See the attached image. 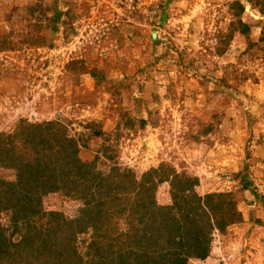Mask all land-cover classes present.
<instances>
[{"label": "rangeland", "instance_id": "374dc122", "mask_svg": "<svg viewBox=\"0 0 264 264\" xmlns=\"http://www.w3.org/2000/svg\"><path fill=\"white\" fill-rule=\"evenodd\" d=\"M35 152L67 174L17 229ZM173 217L207 227L180 255ZM2 235L0 264H264V0H0Z\"/></svg>", "mask_w": 264, "mask_h": 264}, {"label": "trees", "instance_id": "16d2710c", "mask_svg": "<svg viewBox=\"0 0 264 264\" xmlns=\"http://www.w3.org/2000/svg\"><path fill=\"white\" fill-rule=\"evenodd\" d=\"M244 32L249 33L250 27L247 25H244ZM35 132H38V133L41 132L43 144H48L49 146H51V144L53 143V139H55L54 137H52V134H50L49 132H46V130H42L40 126L36 127ZM33 143L34 142L32 140L31 141L27 140V145L29 146V151L30 150L34 151L35 146ZM41 151H38L39 154ZM12 153L14 156H12L11 158L14 160L16 158V153H14V152H12ZM41 153H42V157H45V159H48V157L45 154H48L49 152L42 151ZM60 153H62V152H60ZM35 154H36V152H35ZM38 156H39V161L37 163H32V164H31V162L25 163V166L31 167L33 164H37V168L43 167V169H46L45 173H38L37 170L35 173H30V172H22L21 173L20 172L21 173L20 174L21 179L19 180L20 185L26 186L23 188L31 187L32 191H35V192L32 195H30L29 197H27L26 199L25 198L22 199V200H24V202L22 204V207L20 208V211H18L16 214H14V216L18 218V221L15 225V227L17 229L19 228V225H26V224L29 225L30 222L27 223V222H24L23 220L26 219L27 217L31 216L30 211H35L38 204H39V195H37L36 192L40 191L41 189H44L43 187H46V185L48 187L49 186L52 187V185L55 186L56 184H59L61 178H64L65 175L67 174L66 173L67 169H62V171H58L57 168L44 166L43 164L40 163L42 161V159H41L42 157L40 155H37V157ZM11 158H10V154H8L7 163H9L10 161H13V160H11ZM20 164L22 165L23 163H20ZM9 165H10V163H9ZM70 165H73V164H70ZM45 167H47V168H45ZM54 170L58 173V175H54ZM68 174L70 175V173H68ZM72 175H73L72 177H74V174H72ZM83 180H85L83 172H77L76 177L72 180V185L75 186V188L78 184H79V186H83L82 184H85ZM11 187L15 188V184H12ZM19 203H20V201H19ZM153 205H155V206L153 207ZM138 206H139V208H143V209H151V208L154 209V208L160 207L155 200H150L146 203L139 202ZM164 209L165 208L160 207L159 210H160V212L162 211L165 215L166 213H165ZM152 211H155V210H152ZM160 212H158V213H160ZM197 217H199V214H196L195 218H197ZM20 220L23 222L19 223ZM192 221H193V224L190 225V222H192ZM192 221L187 220L186 222H180L179 219L174 218V217H173V220H166L165 221V227L172 233V236L174 237L173 238L174 240L173 239L172 240H173V242H175L174 244L179 248L178 254L176 253V251H174L173 254L180 255L181 254L180 249L187 247L188 244L192 241V240H190V238L186 239V237H183V236H186V234L184 233V228H186V227L190 231V233L192 234V237L194 236L193 238H197V240L195 239L197 242L202 240V237H203L202 234L203 233L205 234V232L207 231L206 230L207 227L198 225L197 221H194V220H192ZM67 223H68V221H67ZM66 224L63 226L64 228L62 229V231L66 230V227H69V225L66 226ZM161 224H162V226H164L163 222ZM34 235H36V233H34ZM34 235L24 237L23 242H31L32 240H34V238L41 236L40 234L39 235L37 234L36 236H34ZM0 237L3 240V235ZM140 242H142V241H140ZM194 243H195V241H192L189 245H193ZM43 244H46V243H43ZM146 244H148V243L146 242ZM194 246H195V244H194ZM73 251H75V250H70L69 253H71V252L73 253ZM199 251L200 252H198L197 255H195V257L202 258L203 256H206V253H207L206 247H202V248L200 247ZM74 261H76V259ZM181 263L183 264L184 261H182Z\"/></svg>", "mask_w": 264, "mask_h": 264}]
</instances>
